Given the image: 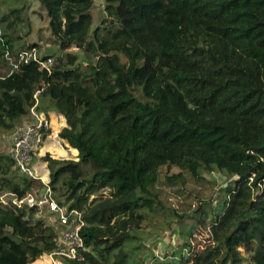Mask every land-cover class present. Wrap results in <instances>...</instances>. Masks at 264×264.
Here are the masks:
<instances>
[{
  "label": "trees",
  "instance_id": "obj_1",
  "mask_svg": "<svg viewBox=\"0 0 264 264\" xmlns=\"http://www.w3.org/2000/svg\"><path fill=\"white\" fill-rule=\"evenodd\" d=\"M37 1L58 53L43 51L50 73L31 61L7 76L4 55L37 45H20L25 7L0 13V127L13 130L41 89L38 109L65 120L77 160H41L53 198L83 212L88 251L63 264H264V0H104L94 29L93 0ZM171 167L174 179L233 181L204 238L177 222V249L145 263L138 229L166 210L151 186ZM36 183L0 155V192L22 198ZM41 212L0 204V264L55 248Z\"/></svg>",
  "mask_w": 264,
  "mask_h": 264
},
{
  "label": "rangeland",
  "instance_id": "obj_2",
  "mask_svg": "<svg viewBox=\"0 0 264 264\" xmlns=\"http://www.w3.org/2000/svg\"><path fill=\"white\" fill-rule=\"evenodd\" d=\"M93 1L94 29L105 16V3L104 0ZM23 7L25 9L21 14L28 24L16 28L17 34L22 38L20 45L35 44L42 48L45 55L52 54L54 58L58 49L53 44V38L48 29V21L39 2L37 0H0V13H6L11 9H22ZM14 130L15 127L13 130L0 127V155L10 154ZM53 139L54 137L50 138V141H45V145L47 143L52 144ZM55 143L59 146L62 145V141L58 139H55ZM57 156L60 155L57 154ZM40 157H42L41 154ZM40 157L34 161V170L36 176L40 178L39 181H47L49 176L47 164ZM64 157L63 159L67 160H77L76 154L73 156L70 152L64 154ZM53 159L60 158L53 157ZM179 173L180 171L174 167L162 168L157 180L151 186V191L160 197L166 210L162 211L157 208V214L147 216L138 229V236L143 240L142 244L147 249L146 256L143 258L145 263H148L152 257L163 258L177 249L181 241L178 234L181 226L177 228V222H183V231H186L193 224L200 231V237L204 238V227L216 218L215 212H218V204L221 202L222 188L233 181V179L229 181L225 175L218 172L205 174V179L199 182L185 173H182L183 180L174 179V176ZM33 187L30 191L31 194L39 191L38 183ZM178 215L183 217V220H180ZM37 216L41 217L47 225L52 223L45 211L37 214ZM239 250L247 262L250 252L244 248ZM38 264L47 263L43 261Z\"/></svg>",
  "mask_w": 264,
  "mask_h": 264
},
{
  "label": "built area",
  "instance_id": "obj_3",
  "mask_svg": "<svg viewBox=\"0 0 264 264\" xmlns=\"http://www.w3.org/2000/svg\"><path fill=\"white\" fill-rule=\"evenodd\" d=\"M43 50L39 46L22 49L13 54L6 53L7 76L17 72L20 66L37 62L40 67L50 73L52 59L41 60ZM3 67L0 64V70ZM41 90L34 94V104L28 114L15 128L12 139L10 156L13 162V171L17 175L26 176L29 179L40 182L42 185L37 193H26L22 198L9 191L0 193V204L27 209L35 207L38 211H45L52 220L50 226L55 229V248L44 254L35 263L46 262L47 264H63L64 261H82L84 253L88 251L81 236V229L85 225L83 212L78 209H70L67 205L61 206L53 198V192L48 182L39 181L34 170V161L40 157L45 146V141L51 137V122L45 114L38 109L39 95ZM158 258V257H155ZM162 260V258H158Z\"/></svg>",
  "mask_w": 264,
  "mask_h": 264
},
{
  "label": "crops",
  "instance_id": "obj_4",
  "mask_svg": "<svg viewBox=\"0 0 264 264\" xmlns=\"http://www.w3.org/2000/svg\"><path fill=\"white\" fill-rule=\"evenodd\" d=\"M40 111H42L45 114V116H47V118L50 120L51 128H52L50 138L54 137V139L52 140L53 141L52 144L47 143V145H45L44 148L42 149L41 151L42 157L44 156V154L45 155L49 154L52 158L56 157V158L63 159L65 158L64 154H66L67 152H70L73 156H75V154L77 156L78 154L77 151L75 149L70 148L65 142H63L59 138L60 131L66 127L64 118L53 111H44V110H40ZM50 138H48L47 141ZM55 139L61 140L62 145L59 146L57 143H55ZM57 154L60 156H57Z\"/></svg>",
  "mask_w": 264,
  "mask_h": 264
},
{
  "label": "clouds",
  "instance_id": "obj_5",
  "mask_svg": "<svg viewBox=\"0 0 264 264\" xmlns=\"http://www.w3.org/2000/svg\"><path fill=\"white\" fill-rule=\"evenodd\" d=\"M23 118H24V117H23ZM23 118H22V119H23ZM22 119L20 120V122L22 121ZM20 122H19V124H20ZM17 126H18V125H17ZM17 126H16V127H17ZM16 127H15V128H16Z\"/></svg>",
  "mask_w": 264,
  "mask_h": 264
}]
</instances>
